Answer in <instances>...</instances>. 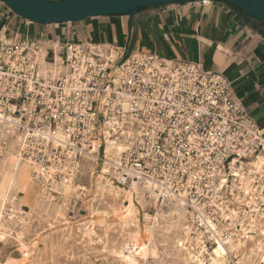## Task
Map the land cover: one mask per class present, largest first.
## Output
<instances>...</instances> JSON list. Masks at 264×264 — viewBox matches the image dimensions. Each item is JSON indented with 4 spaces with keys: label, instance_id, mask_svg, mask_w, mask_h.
Here are the masks:
<instances>
[{
    "label": "built area",
    "instance_id": "2783aa9c",
    "mask_svg": "<svg viewBox=\"0 0 264 264\" xmlns=\"http://www.w3.org/2000/svg\"><path fill=\"white\" fill-rule=\"evenodd\" d=\"M43 46L0 29V126L20 133L34 180L54 196L56 182L85 195L79 160H101L129 127L108 162L119 186L160 205L178 201L194 245L225 243L238 226L248 238L264 217V137L219 73L89 42L59 44L40 62Z\"/></svg>",
    "mask_w": 264,
    "mask_h": 264
},
{
    "label": "rangeland",
    "instance_id": "374dc122",
    "mask_svg": "<svg viewBox=\"0 0 264 264\" xmlns=\"http://www.w3.org/2000/svg\"><path fill=\"white\" fill-rule=\"evenodd\" d=\"M101 158L93 160L89 166L85 165V158L79 160L75 184L85 188V195L76 192L77 187L69 183L66 190L60 184L54 183L53 188L59 193L54 196V193L39 182L45 193L36 202H29L24 210L13 207L10 202L5 204L3 218L0 219V264H125L117 253L125 249L136 258V264L210 262L218 242L217 245L207 244L205 247L194 245L191 234L187 232L185 209V217L180 226L170 229L172 224L169 221L174 219L169 215L171 212L167 206H173L175 202L160 205L145 197L147 202L142 204L133 199L136 217H125L121 213V206L128 203L124 192L128 189L119 186L113 179L112 173L108 171V164H104L103 151ZM99 183L110 186L106 189L98 188ZM119 187L123 189L119 190ZM133 194L134 198L143 195L139 191ZM157 208L167 218H164V222L158 219L155 223L151 219L146 223L143 217L145 212L154 214ZM123 219H128V222H123ZM146 225L151 227L150 234L145 232ZM252 226L254 228L251 234L248 233V238L243 237L241 227L234 229L235 235L223 243L225 252L218 256L221 264H264V217L253 222ZM135 233L139 240L136 239L133 245L132 238ZM142 242L146 243L144 248L141 246Z\"/></svg>",
    "mask_w": 264,
    "mask_h": 264
},
{
    "label": "crops",
    "instance_id": "0c3cea01",
    "mask_svg": "<svg viewBox=\"0 0 264 264\" xmlns=\"http://www.w3.org/2000/svg\"><path fill=\"white\" fill-rule=\"evenodd\" d=\"M0 29L40 40L45 59L59 44L89 42L196 62L228 82L264 137V25L235 5L220 0L175 2L146 6L134 15L40 25L16 15L0 0Z\"/></svg>",
    "mask_w": 264,
    "mask_h": 264
},
{
    "label": "bare ground",
    "instance_id": "6f19581e",
    "mask_svg": "<svg viewBox=\"0 0 264 264\" xmlns=\"http://www.w3.org/2000/svg\"><path fill=\"white\" fill-rule=\"evenodd\" d=\"M45 56L46 55L43 54V53L40 55V57H39L40 58L39 59L40 62L42 61V59ZM50 57L56 58V53L55 52H51ZM121 135H122V138L121 139L108 140L107 141L106 148H105V158H104V164L105 165H107L108 162H110V160L112 159V156L113 155L118 154L121 150H123L125 148V146L128 144L129 138L132 135V130L129 127L127 129H123L121 131ZM19 141H20V133L15 128L10 127V126H0V219L3 218V207L5 206V204H7V202L8 203L10 202L13 207L16 206V208H18L19 210H24L25 209V206L29 202H34V201L36 202V200L38 199V197H40V196L42 197V195L45 193L43 186L40 185L39 182L36 181V180H34L33 177H32V171H33L34 165L30 161L24 159L20 155V153H19ZM17 146H18V148L16 149ZM95 153H96V150H95ZM96 155L97 154H88V155L84 156V158H85V165L86 166H89L91 164V162L96 159ZM258 161L259 162L263 161V158L260 157V159ZM57 184H60V186L63 189H65V190L68 188L67 182H63V184H61V183H57ZM108 186H110V185H108L106 183L105 184H102V183H99L98 184V188H104V189H106ZM120 189H123V188L119 187V190ZM100 191H102V190H100ZM97 192H98V190H97ZM124 192L126 194L125 195V198L128 201V203L127 204H122V206H121V213H123V215L125 217L127 216V218L128 217H131L132 215L135 218L136 217L135 216V209L136 208H135V204H134V200L133 199H137V201H139L140 203L143 204V203L147 202L145 200V196H143L141 194V195H137L134 198V194L130 190H124ZM110 195H112V194H110ZM55 203H57V202H55ZM173 204H174L173 206H167V209L171 212V214H169V215H171L172 218L174 219L172 221H169L168 220L169 223L172 224V225L169 224L170 225V229L173 226H180V222H182L184 220V217H185L184 216V212H183L184 207L178 201H175V203H173ZM44 206H45V204H44ZM39 207H38V209H40ZM40 210H42V209H40ZM50 210H52V209H50ZM22 213H24V212H22ZM105 213H107V212H105ZM143 217H144V220H145L146 223H149V221L151 219H153V222L157 221L158 219H162V221L164 222V218L165 219L167 218L166 215H165V213L162 212V211H160V209H158V208L156 209V212L154 214H149V213L145 212V214H144ZM123 222L127 223L128 222V219H123ZM148 225L145 226V230H146L145 232H149V234H150V232H151V229L150 228L151 227L148 226ZM123 226H125V225H123ZM137 227H138V225H137ZM173 229H174V227H173ZM173 233H174V231H173ZM159 234H160V232H159ZM173 236H175V235H173ZM145 238H147V237H145ZM136 239H138V235L135 233L134 236H133V238H132V243L135 242ZM182 241H183V239H182ZM142 243L143 244H141V246L144 248L146 246V243L145 242H142ZM133 245H134V243H133ZM126 246H127V243H126ZM123 248H125V247H123ZM246 251H248V250H246ZM176 252L177 251L175 250V253ZM224 252H225V248L223 246V242L218 240V247H217V249L214 250V254L215 255H212L210 257L211 260H210V262L208 264H221L220 261H219L218 256H220V253H224ZM117 253L120 255L121 259L125 261V264H136V262H135V259L136 258L134 256H131L129 254L130 251L128 249H125L124 251L121 250V251H119ZM185 262H186V260H185ZM242 264H243V262H242Z\"/></svg>",
    "mask_w": 264,
    "mask_h": 264
},
{
    "label": "water",
    "instance_id": "95a60500",
    "mask_svg": "<svg viewBox=\"0 0 264 264\" xmlns=\"http://www.w3.org/2000/svg\"><path fill=\"white\" fill-rule=\"evenodd\" d=\"M13 13L33 23L72 22L91 16L134 15L150 5L202 0H2ZM264 25V0H220Z\"/></svg>",
    "mask_w": 264,
    "mask_h": 264
}]
</instances>
